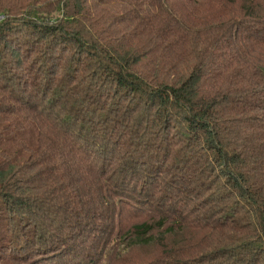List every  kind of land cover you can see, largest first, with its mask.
<instances>
[{
    "label": "trees",
    "instance_id": "1",
    "mask_svg": "<svg viewBox=\"0 0 264 264\" xmlns=\"http://www.w3.org/2000/svg\"><path fill=\"white\" fill-rule=\"evenodd\" d=\"M0 264H264V0H0Z\"/></svg>",
    "mask_w": 264,
    "mask_h": 264
}]
</instances>
